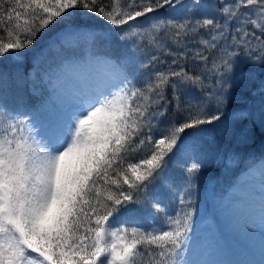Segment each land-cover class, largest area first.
<instances>
[{
	"label": "snow or ice",
	"instance_id": "1",
	"mask_svg": "<svg viewBox=\"0 0 264 264\" xmlns=\"http://www.w3.org/2000/svg\"><path fill=\"white\" fill-rule=\"evenodd\" d=\"M29 53L38 103L0 96V264H236L191 258L192 198L206 126L230 131L234 66H264V0H0V59ZM259 92L227 119L264 126ZM233 163L247 171L225 206L264 229V156ZM243 264H264V232Z\"/></svg>",
	"mask_w": 264,
	"mask_h": 264
},
{
	"label": "rangeland",
	"instance_id": "2",
	"mask_svg": "<svg viewBox=\"0 0 264 264\" xmlns=\"http://www.w3.org/2000/svg\"><path fill=\"white\" fill-rule=\"evenodd\" d=\"M184 11L178 7L175 11L170 9L168 15L179 17ZM93 22L95 21L93 20ZM45 46L41 45L40 47L44 48ZM110 49L114 54L123 51L119 43L112 44ZM30 63L28 76H25L26 73H24L26 64H17L12 60H9L7 65L0 64V74H5V71L6 73L10 72L9 75H13L12 77L7 75L6 82L0 84V96L6 100L10 98L12 101L9 100V104L18 105L16 99L26 94V90L34 93V81L36 87H42L40 81L42 73L38 74L39 70L33 67V55L30 58ZM262 84H264V66L241 59L233 69L230 99L225 109L226 117L222 118L230 131L226 134L217 126H206L208 130L204 135V140L212 159L209 166L202 168L198 173L192 198L196 209L192 223L191 247L193 251L191 258L193 259L206 260L203 259V255L206 249L210 248L212 257L209 256V261H228L229 256L223 246L217 226L224 225L226 215H230L231 210L225 206V202L233 194H230L232 188H235L244 179V174L247 171L244 163L234 164L233 157H237L238 160L243 158L246 161L249 153L264 156V126L258 121L253 122L252 119L229 121L227 117L233 113L257 111L262 95L259 89ZM11 87L15 89H11ZM241 90L243 91L241 92ZM247 91L254 97L247 98ZM169 174L178 181L183 176L175 162L169 165ZM252 179L257 181L255 185L258 186L260 176L256 175ZM163 195L169 211L175 212L178 208L176 196L167 192H163ZM129 209L141 214L150 211L146 207L135 204L129 205ZM242 258L244 262L258 261L260 259V240H256L243 253Z\"/></svg>",
	"mask_w": 264,
	"mask_h": 264
},
{
	"label": "bare ground",
	"instance_id": "3",
	"mask_svg": "<svg viewBox=\"0 0 264 264\" xmlns=\"http://www.w3.org/2000/svg\"><path fill=\"white\" fill-rule=\"evenodd\" d=\"M256 182V180L251 178L250 183L256 184ZM235 188H232L230 194L234 192ZM217 230L220 237H222L223 246L229 256H227L228 261H223L236 262V264H242V262H244L242 258L243 253L250 248L256 240H260L262 232H264V229H261L258 224L253 229L249 221L235 211H231L230 215H226L224 225L220 227L217 226ZM211 254L210 248H207L203 255V259L205 258L209 261L208 259L212 257Z\"/></svg>",
	"mask_w": 264,
	"mask_h": 264
},
{
	"label": "trees",
	"instance_id": "4",
	"mask_svg": "<svg viewBox=\"0 0 264 264\" xmlns=\"http://www.w3.org/2000/svg\"><path fill=\"white\" fill-rule=\"evenodd\" d=\"M54 35V34H53ZM46 43H47V38H46V40L45 41H41L40 42V46L41 45H46ZM31 56H32V54L31 53H29V55L27 56V58L25 59V61L22 63V65L23 64H26V67L24 68V73H26L25 74V76H28L29 75V68H30V65H31V63H30V58H31ZM167 59H171L170 57H167ZM9 60L10 59H7V58H3V59H0V64L1 65H7L8 64V62H9ZM23 67V66H22ZM4 73L6 74V76L8 75V76H13V75H9V73L10 72H8V73H6L5 71H4ZM11 89H15L14 87H11ZM243 90H241V92H242ZM249 91H250V89H249ZM249 91H247L246 93H248L246 96H247V98L249 97V98H253L254 96L253 95H251L250 94V92ZM26 92V94H24L23 96H20L19 98H17L16 99V102H17V104H18V106H35L37 103H38V97L34 94V93H32V92H28V90H26L25 91ZM14 96V95H13ZM15 98H16V96H14ZM9 100H10V98H9ZM9 100H7V101H9ZM15 100V99H14ZM13 100V101H14ZM10 101H12V100H10ZM34 101H35V103H34ZM15 102V103H16ZM10 103V102H9ZM234 104V103H233ZM262 137V136H261Z\"/></svg>",
	"mask_w": 264,
	"mask_h": 264
}]
</instances>
